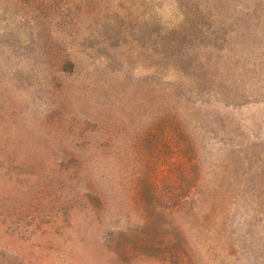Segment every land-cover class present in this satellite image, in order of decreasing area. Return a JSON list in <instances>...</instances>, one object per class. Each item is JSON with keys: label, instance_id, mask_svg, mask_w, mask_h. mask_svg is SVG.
<instances>
[{"label": "rangeland", "instance_id": "obj_1", "mask_svg": "<svg viewBox=\"0 0 264 264\" xmlns=\"http://www.w3.org/2000/svg\"><path fill=\"white\" fill-rule=\"evenodd\" d=\"M0 264H264V0H0Z\"/></svg>", "mask_w": 264, "mask_h": 264}]
</instances>
